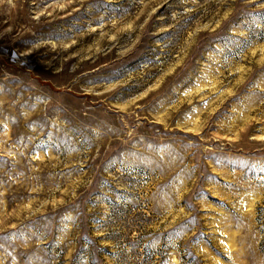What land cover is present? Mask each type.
<instances>
[{
	"label": "rangeland",
	"instance_id": "rangeland-1",
	"mask_svg": "<svg viewBox=\"0 0 264 264\" xmlns=\"http://www.w3.org/2000/svg\"><path fill=\"white\" fill-rule=\"evenodd\" d=\"M0 43V264H264V0H0Z\"/></svg>",
	"mask_w": 264,
	"mask_h": 264
},
{
	"label": "built area",
	"instance_id": "built-area-1",
	"mask_svg": "<svg viewBox=\"0 0 264 264\" xmlns=\"http://www.w3.org/2000/svg\"><path fill=\"white\" fill-rule=\"evenodd\" d=\"M14 50H11L10 47H7L5 44L0 43V67H5L4 59L12 61V57ZM10 55H13L10 57Z\"/></svg>",
	"mask_w": 264,
	"mask_h": 264
},
{
	"label": "bare ground",
	"instance_id": "bare-ground-1",
	"mask_svg": "<svg viewBox=\"0 0 264 264\" xmlns=\"http://www.w3.org/2000/svg\"><path fill=\"white\" fill-rule=\"evenodd\" d=\"M26 58V57H25ZM28 58V57H27Z\"/></svg>",
	"mask_w": 264,
	"mask_h": 264
}]
</instances>
